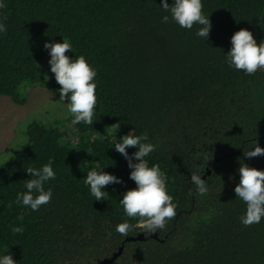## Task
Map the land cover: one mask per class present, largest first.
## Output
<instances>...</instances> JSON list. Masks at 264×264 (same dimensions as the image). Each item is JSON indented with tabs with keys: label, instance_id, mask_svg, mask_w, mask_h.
I'll return each mask as SVG.
<instances>
[{
	"label": "trees",
	"instance_id": "trees-1",
	"mask_svg": "<svg viewBox=\"0 0 264 264\" xmlns=\"http://www.w3.org/2000/svg\"><path fill=\"white\" fill-rule=\"evenodd\" d=\"M160 3L0 0L8 28L0 35V98L23 105L37 86L59 95L44 44L63 37L74 48L66 55L83 54L96 69L98 98L93 125H74L68 113L32 118L25 143L1 159L0 254L10 251L17 264H101L124 243L111 264H264V218L243 226L246 205L234 193L238 158L264 170V156L243 155L256 141L264 147V69L245 75L225 63L235 31L264 40V0H203L207 40L195 35L199 25L162 23ZM130 131L156 145L146 159L166 174L177 215L146 239L125 241L147 229L124 214L119 201L135 183L127 160L109 147ZM49 160L51 201L36 212L14 203L31 179L24 169ZM94 167L122 181L106 186L105 200L95 201L84 184ZM193 173L205 175L206 195L195 192ZM125 219L132 229L121 236L115 227ZM17 225L24 231L13 235Z\"/></svg>",
	"mask_w": 264,
	"mask_h": 264
},
{
	"label": "clouds",
	"instance_id": "clouds-1",
	"mask_svg": "<svg viewBox=\"0 0 264 264\" xmlns=\"http://www.w3.org/2000/svg\"><path fill=\"white\" fill-rule=\"evenodd\" d=\"M160 7L166 15L161 17L162 23H175L182 29L191 30L194 25H199L195 35L207 40L210 35V16L203 12V0H161ZM6 23L0 22V35L7 33ZM230 50L225 53V63L228 67L237 71H243L245 75H254L259 69H264V40L259 44L252 31L241 28L230 37ZM50 59V72L60 88L59 101L67 108L72 124L93 125L95 108L97 105V76L96 69L89 63L83 54L70 57L68 51H74L69 38L63 37L62 42H45ZM46 82L49 77L45 75ZM65 101H67L65 103ZM110 149L120 153L128 162L130 169L129 179L135 183V187L122 194L119 203L124 214L130 219H139L149 231L162 229L166 221L172 220L177 215V205L167 190V177L159 164H151L146 157L156 150V145L149 142L147 133L135 135L134 131L123 135L114 142L110 141ZM135 148L131 155L128 149ZM244 157L249 159L264 156V147L256 141L251 149L243 151ZM8 161V160H7ZM6 161V162H7ZM135 161V162H134ZM239 182L234 188L236 198L246 205V210L240 216V222L248 227L259 224L264 218V170L249 167L238 158ZM24 171L31 179L26 180V191L16 194L14 203L36 212L42 205L48 204L53 196L52 189H45V184L56 179V172L52 167V160L41 167H28ZM121 179L103 169L91 168L87 171L84 184L88 187L90 195L95 201L105 200L108 192L106 186L120 184ZM191 183L195 192L204 196L208 192L207 181L201 175L191 174ZM190 195L192 192L190 191ZM11 207V205H9ZM23 219V217H19ZM132 229L128 219L118 223L115 232L121 236H127ZM12 234H22L24 228L17 225L12 227ZM0 264H17L10 251L0 254Z\"/></svg>",
	"mask_w": 264,
	"mask_h": 264
},
{
	"label": "rangeland",
	"instance_id": "rangeland-1",
	"mask_svg": "<svg viewBox=\"0 0 264 264\" xmlns=\"http://www.w3.org/2000/svg\"><path fill=\"white\" fill-rule=\"evenodd\" d=\"M49 59L46 53L44 63L47 64ZM66 113L67 108L59 101V95L43 87L28 88L27 102L23 105L14 103L10 97L2 96L0 98V161L9 155L10 147L25 143L26 138L22 130L27 121L32 118L49 120L62 117Z\"/></svg>",
	"mask_w": 264,
	"mask_h": 264
},
{
	"label": "water",
	"instance_id": "water-1",
	"mask_svg": "<svg viewBox=\"0 0 264 264\" xmlns=\"http://www.w3.org/2000/svg\"><path fill=\"white\" fill-rule=\"evenodd\" d=\"M219 159L217 158L216 159V161H218ZM210 173V170H208L207 172H206V174H209ZM205 177V175H203V177L202 178H204ZM150 237H153V238H156L157 237V233L155 232V233H152V234H150L149 235ZM148 236L147 235H145V232L143 231V232H140V233H138L136 236H131V237H127L126 239H125V241H130V240H137V239H139V240H143V239H146ZM124 241V242H125ZM123 244L124 243H122V245L118 248V250L116 251V252H114L112 255H111V257H107V258H104L102 261H101V264H111L119 255H120V253L122 252V250H123Z\"/></svg>",
	"mask_w": 264,
	"mask_h": 264
},
{
	"label": "flooded vegetation",
	"instance_id": "flooded-vegetation-1",
	"mask_svg": "<svg viewBox=\"0 0 264 264\" xmlns=\"http://www.w3.org/2000/svg\"><path fill=\"white\" fill-rule=\"evenodd\" d=\"M148 231H149L148 229L144 230L145 233H147Z\"/></svg>",
	"mask_w": 264,
	"mask_h": 264
}]
</instances>
